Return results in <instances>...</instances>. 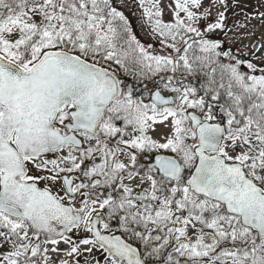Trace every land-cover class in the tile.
Wrapping results in <instances>:
<instances>
[{
    "label": "snow or ice",
    "instance_id": "6c2138e0",
    "mask_svg": "<svg viewBox=\"0 0 264 264\" xmlns=\"http://www.w3.org/2000/svg\"><path fill=\"white\" fill-rule=\"evenodd\" d=\"M0 264H264V0H0Z\"/></svg>",
    "mask_w": 264,
    "mask_h": 264
},
{
    "label": "rangeland",
    "instance_id": "374dc122",
    "mask_svg": "<svg viewBox=\"0 0 264 264\" xmlns=\"http://www.w3.org/2000/svg\"><path fill=\"white\" fill-rule=\"evenodd\" d=\"M244 3H246V4H248V5H251L252 7H255L256 4H257V0H244ZM124 11L127 12L128 14L133 15L132 12H135V11H137V10L135 9V6L133 5V7H132V12H129L128 9H127V7L124 8ZM134 17H135V19H136V16H134ZM140 35H141V38L143 39L142 34H140Z\"/></svg>",
    "mask_w": 264,
    "mask_h": 264
},
{
    "label": "trees",
    "instance_id": "16d2710c",
    "mask_svg": "<svg viewBox=\"0 0 264 264\" xmlns=\"http://www.w3.org/2000/svg\"><path fill=\"white\" fill-rule=\"evenodd\" d=\"M125 13L130 17V22H132V23L136 22V19H135L134 15L128 14L127 12H125ZM138 34H139V32H138Z\"/></svg>",
    "mask_w": 264,
    "mask_h": 264
}]
</instances>
